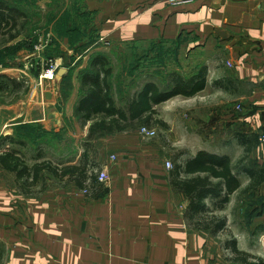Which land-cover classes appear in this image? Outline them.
<instances>
[{
  "label": "crops",
  "instance_id": "1",
  "mask_svg": "<svg viewBox=\"0 0 264 264\" xmlns=\"http://www.w3.org/2000/svg\"><path fill=\"white\" fill-rule=\"evenodd\" d=\"M8 1L25 11L29 20L33 15L30 6L47 18L39 29L28 25V32L15 40L0 42V49L3 44L9 47L27 42L33 47L25 48V43L20 56L29 59L35 55L42 57L41 61L53 59L60 64L53 80L33 74L26 62L21 67L0 66V74L25 80L29 88L11 105V118L18 121L7 132L10 136L20 126L40 124L45 131H60L87 144L92 121H82L77 109L84 95L81 75L90 70L93 58L100 54L108 58L113 71L109 78L112 96L116 105L123 107L132 96V68L116 70L113 47H136L129 52L141 49L143 57H152L162 56L163 47L171 46L173 53H182L184 59V65L173 70L190 76L205 66L207 85L191 98L196 101H182L190 113L180 110L178 96L155 106L158 118L163 119L169 103L172 110L191 114L193 122L200 100L203 110L198 113H204L201 118L208 125L207 105L214 100L209 89H217L218 103L217 138L207 129L203 137L196 135L198 130L192 125V133L177 141L176 147L187 152V159L206 150L228 155L235 164L245 149L237 135L258 134L259 142L248 159L252 166L264 168V142L260 140L264 135V0H187L179 5L167 0ZM56 7L60 11L54 14L51 10ZM71 7L75 9V26L68 27L65 15ZM84 18L96 29L97 37L91 42L86 40L90 38L83 30L85 25H80ZM48 39L45 48L37 46ZM164 70L168 72L163 65L150 68L143 64L138 75ZM120 72L127 77L121 83L116 81ZM147 81L146 77L136 81L133 95ZM140 129L102 133L90 141L98 138L104 143L96 161L106 166L111 180L88 195L69 175H53L56 182L48 183L44 190L37 187L35 193L24 194L16 175L0 169L1 264H244L225 247V235L214 236L187 222L188 201L172 187V168L168 169L164 160L163 143L159 139L142 142ZM148 129L161 132L163 128L154 125ZM83 155L66 165H79ZM113 155L116 161L111 159ZM235 170L242 187L250 183L243 168ZM64 178L68 180L62 182ZM235 238L240 250L250 252L238 236ZM250 262L258 263L256 259Z\"/></svg>",
  "mask_w": 264,
  "mask_h": 264
},
{
  "label": "trees",
  "instance_id": "2",
  "mask_svg": "<svg viewBox=\"0 0 264 264\" xmlns=\"http://www.w3.org/2000/svg\"><path fill=\"white\" fill-rule=\"evenodd\" d=\"M28 25L29 16L25 11L11 5L8 0H0L1 43L15 40L27 31ZM90 67V70L81 75L84 95L77 109V114L82 121H92L87 136L88 143L102 133L152 128L154 125L168 127L163 119L158 118L159 113L155 106L176 96H195L207 85L208 70L205 66L190 76H185L179 71H171L168 73L164 87L147 79L145 85L129 98L123 107H119L114 101L109 84L113 71L108 58L102 54L97 55L91 61ZM25 86L24 80H18L8 74H0V94L21 91ZM237 136L245 149L244 155L235 164L228 155L201 150L183 162L174 159L170 181L174 190L182 193L188 201L186 219L190 225L197 229L209 230L214 236L226 233L229 238H226L225 247L232 251L236 261L254 264L250 260L256 259L257 264H264L259 256L238 248L237 240L228 228V217L217 213L224 210L231 196L242 189L241 180L235 173V169L247 161L259 142L258 134L239 133ZM6 140L15 143V139L8 136L0 141V149L3 148V142ZM88 162V156L85 153L79 165L65 164L60 169L52 162L38 161L30 166L14 147L0 150V169L16 175L18 188L24 194L35 193L40 182H42L40 191L45 189V180L41 179V174L46 170L61 178L69 175L78 187L84 188L88 179ZM243 170L250 177V183L244 192H255L264 184V168L248 165L244 166ZM91 182L92 186L99 185L97 175L93 174ZM207 201L211 202V207L208 206ZM1 256L2 254H0V264Z\"/></svg>",
  "mask_w": 264,
  "mask_h": 264
},
{
  "label": "rangeland",
  "instance_id": "3",
  "mask_svg": "<svg viewBox=\"0 0 264 264\" xmlns=\"http://www.w3.org/2000/svg\"><path fill=\"white\" fill-rule=\"evenodd\" d=\"M34 0H31L33 2ZM62 0H57V2H61ZM72 2L75 0H71ZM70 2V0H69ZM32 5V4H31ZM30 13L33 15L31 16L29 20V28L32 29L40 28L42 26L40 23L47 18V16H44L42 14V11L39 9H36V7H29ZM74 8L71 7L67 9L65 18L67 20V26L73 27L75 26L74 22ZM52 13H57L60 11L59 7L53 8ZM52 18V16H51ZM49 19V16H48ZM73 20V21H72ZM83 21L85 23H81L80 25H85V28L83 30L86 31V35L90 38L87 40V42H91L92 39L97 37L96 29L95 27L87 23L88 18H84ZM90 22V18H89ZM28 32V30H27ZM29 34V33H28ZM82 38L81 35L78 37V41H80ZM74 39V38H72ZM26 43V44H25ZM25 44V45H24ZM33 44V43H32ZM167 44V43H164ZM25 46V48H30L32 45L30 43L27 44V42H24L21 45L16 46H9L6 47L5 44H3V48L0 49V66H6V67H12L19 66L24 64L26 62V65L28 66L29 71H32L33 74H37L38 76L41 75V72L43 69V65L41 61L42 57L35 56L32 58H25L24 55H19V50L22 46ZM40 44L38 43L37 46ZM166 46V45H165ZM33 47V46H32ZM110 46L109 48H111ZM115 50L111 53V57L114 60L116 70H122V67H126L130 65L132 68L130 72V79L133 80V84L136 83V81H142L144 77L149 80H155L158 84H160L162 87H164L167 83L168 73L171 71H177L173 70L176 68H179L183 64V56L182 53L176 55L173 53V49L171 46L163 47L162 56L159 55H153L152 57H143L142 50L138 49L137 52H129V50L136 48L131 47H113ZM128 53L130 55H128ZM148 52H146V55ZM38 55V54H37ZM114 55V56H113ZM35 57L38 58V61L34 59ZM178 57V58H177ZM30 61H32L31 64H34V67H30ZM37 63V64H36ZM146 64L150 68L152 66H160L163 65L164 68L168 72H157L155 75L153 74L151 77L150 73L141 72V76L138 75V67L139 65ZM187 64V63H186ZM184 65V64H183ZM144 67V66H143ZM163 71V70H162ZM11 72V71H10ZM8 72V73H10ZM195 71L193 74L197 73ZM183 74L182 72H180ZM10 75V74H8ZM143 76V78H141ZM185 75V74H184ZM140 78V79H139ZM127 77L123 78V74H120L117 76L116 81L121 83L122 81H126ZM25 81V80H24ZM131 87V97H133L134 90L136 85H133ZM25 87L21 91H8L3 94H0V141L5 139L6 137L10 136L8 133L12 129L13 123H16L18 120H12L11 116V105L18 103V101L25 96V93L28 91V84L25 82ZM122 90V87H120V91ZM120 91H118L120 93ZM210 93L212 99L211 104L207 105L209 107V118L208 120L209 124L203 123L201 116L204 115L199 111H202L203 108L200 105L201 101L199 100L196 105L198 107V110H194V119L193 122L190 121L189 117L191 114H180L177 111L172 110L169 108L170 104H165V107H167L166 112L163 113V121H165L168 125V127H163L161 132H156V134L152 137L146 136L142 133H140V139L142 142H152L155 139H159L164 146V160L167 162L170 161L174 165V159L179 160L180 162L185 161L187 159V152L181 151L178 147H176L177 141L184 140L190 133L192 125L195 126V128L198 130L196 135H200L201 137L204 136V132L207 130H210V133H214L216 136L217 131V115H218V103H217V89H214V92H211V89L207 91ZM216 92V93H215ZM116 94V98L120 96V94ZM126 94V93H125ZM199 94V93H198ZM196 94V95H198ZM195 95V96H196ZM127 95H125L126 97ZM184 97L179 96L181 98H178L179 103L178 107H180V110H186V102H182L183 100H189L190 101H196L191 100V98L195 97ZM130 97V98H131ZM178 97V96H176ZM129 99V97H128ZM176 100H173V102ZM183 105V106H182ZM185 105V106H184ZM187 111V110H186ZM208 111V110H207ZM190 113V111H187ZM206 117V114H205ZM174 129L169 125V123ZM21 121V119H19ZM204 125V126H203ZM204 129V131L202 130ZM207 129V130H205ZM141 130V129H140ZM196 131V130H195ZM15 135V136H14ZM13 139L15 143L11 142L10 140H6L3 142V148L0 150H4L8 147H14L17 149L25 158L26 162L32 166L36 164L38 161H48L52 162L53 165L59 166L61 169L65 164H67L69 161L75 160V158L78 155H83L85 152H87V156H89V162L87 165V176L88 179L85 182L84 188L81 189L82 192H84L86 195L90 194L91 192H94L100 188L103 187V185H94L92 186L91 178L93 174H95V171H100L102 169H106V166H103L100 164V162L96 161V158H99V154L102 150V142L100 139H96L92 143H85V142H75V140H72L68 136H66L64 133H60V131L50 130L45 131L42 129L40 124H31L27 126H20L18 129V132L14 133ZM69 138V139H68ZM105 142V141H104ZM85 151V152H84ZM244 155V153H243ZM242 155V156H243ZM84 156V155H83ZM252 165V160L247 159V161L243 162V165H239L237 168H243L244 166ZM173 168V167H172ZM169 169V168H168ZM172 170V169H171ZM2 172L0 171V177L2 176ZM235 173L238 175V172L235 170ZM5 174V172H3ZM6 175H8L6 173ZM53 175L46 170V172H43L41 174V179H44L45 188L47 187V184L50 182H56L53 177ZM239 176V175H238ZM9 177V176H8ZM57 182H60L58 178H56ZM68 179L64 178L62 182H66ZM248 186V184H244L242 189L235 192L231 196L230 202L227 204L226 208L222 211H218L217 213L220 214V212H223L222 216L228 217V228L232 232L233 236L239 237L242 244L246 245L245 250L250 251L252 255L260 256L264 258V188L262 185L252 193H246L244 192V189ZM37 189H41L42 183L37 186ZM88 190L89 192H85ZM208 206L211 207V202L207 201ZM221 215V214H220ZM258 215V216H256ZM253 220V221H252ZM252 221V222H251ZM232 229H231V228ZM225 235V238L227 237L226 233H221Z\"/></svg>",
  "mask_w": 264,
  "mask_h": 264
},
{
  "label": "built area",
  "instance_id": "4",
  "mask_svg": "<svg viewBox=\"0 0 264 264\" xmlns=\"http://www.w3.org/2000/svg\"><path fill=\"white\" fill-rule=\"evenodd\" d=\"M167 1L170 4L179 5V4L186 2L187 0H167ZM49 41H50V39L46 40L43 43H40L39 48H45L49 44ZM31 63H32V61H30V67H34V64H31ZM228 64L230 65L229 62H228ZM42 65H43V70L41 69L42 72H41L40 78L53 80L57 76V73L60 69V64L56 60L47 59V60H44L42 62ZM140 131L142 134H144L146 136H150V137H152L156 134L155 129L141 128ZM260 140L262 142H264V135L261 136ZM111 159L116 161L117 157L115 155H113L111 157ZM166 165H167V168H169V169H171L173 167V164L170 161H168L166 163ZM95 175H97V181H98L99 185L106 186V185H108V183L111 180L108 169H102L100 171H95ZM85 192H89V191L86 190Z\"/></svg>",
  "mask_w": 264,
  "mask_h": 264
},
{
  "label": "water",
  "instance_id": "5",
  "mask_svg": "<svg viewBox=\"0 0 264 264\" xmlns=\"http://www.w3.org/2000/svg\"><path fill=\"white\" fill-rule=\"evenodd\" d=\"M63 71H60V73H62Z\"/></svg>",
  "mask_w": 264,
  "mask_h": 264
}]
</instances>
